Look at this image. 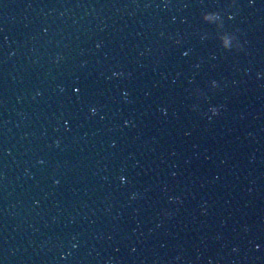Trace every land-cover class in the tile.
I'll use <instances>...</instances> for the list:
<instances>
[{
    "label": "clouds",
    "instance_id": "9594fccd",
    "mask_svg": "<svg viewBox=\"0 0 264 264\" xmlns=\"http://www.w3.org/2000/svg\"><path fill=\"white\" fill-rule=\"evenodd\" d=\"M114 74L119 75V73H114ZM93 111H95V108H93Z\"/></svg>",
    "mask_w": 264,
    "mask_h": 264
},
{
    "label": "snow or ice",
    "instance_id": "6c2138e0",
    "mask_svg": "<svg viewBox=\"0 0 264 264\" xmlns=\"http://www.w3.org/2000/svg\"><path fill=\"white\" fill-rule=\"evenodd\" d=\"M76 90L79 91V88H77Z\"/></svg>",
    "mask_w": 264,
    "mask_h": 264
}]
</instances>
